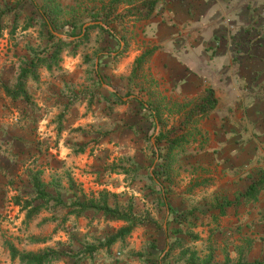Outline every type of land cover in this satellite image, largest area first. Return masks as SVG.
Returning a JSON list of instances; mask_svg holds the SVG:
<instances>
[{"label": "rangeland", "instance_id": "1", "mask_svg": "<svg viewBox=\"0 0 264 264\" xmlns=\"http://www.w3.org/2000/svg\"><path fill=\"white\" fill-rule=\"evenodd\" d=\"M34 1L0 0V264H202L188 125L153 101L124 5ZM29 66L26 96H8ZM104 202L124 218L87 207Z\"/></svg>", "mask_w": 264, "mask_h": 264}, {"label": "crops", "instance_id": "2", "mask_svg": "<svg viewBox=\"0 0 264 264\" xmlns=\"http://www.w3.org/2000/svg\"><path fill=\"white\" fill-rule=\"evenodd\" d=\"M105 1L141 39L159 110L188 125L205 186L193 243L218 264H264V0ZM209 92L214 105L197 111Z\"/></svg>", "mask_w": 264, "mask_h": 264}, {"label": "trees", "instance_id": "3", "mask_svg": "<svg viewBox=\"0 0 264 264\" xmlns=\"http://www.w3.org/2000/svg\"><path fill=\"white\" fill-rule=\"evenodd\" d=\"M31 2L33 3L34 6H36L34 0H31ZM143 5L144 6L146 5V10L144 12H142L143 10L142 11H137V13H136V10H135L134 12L137 15L140 12L139 15L141 17H146L150 13V11L152 10L153 2H146ZM93 23H94L93 26L99 27L101 30L105 31L108 35H110L113 38H115L118 41V43H121L120 39L117 38V36L114 34V32L111 29V27L108 26L105 22L98 20V21H94ZM34 66H35V63H32V68ZM32 68H31V66H29L28 68H25V69L22 70V72L20 73V76L18 77L16 88L14 90H10L7 87H4V91H5V93L8 96L13 97V98H15L17 95L26 96V92H25V89H24V78H25L26 74H28L29 72H33L31 70ZM115 100L118 101L119 103H123L124 102V97H121L118 94H115ZM138 101H139L141 107L150 114V117L154 120L155 124H158V117L155 114V111L151 107V105L148 104L147 102H144L143 100H140V99H138ZM213 105H214V101L212 99V93L209 92L206 100L204 102L200 103V105L197 106L196 110L202 112L203 110H206L207 108L208 109L211 108ZM34 186H35V188L37 190V197L38 198H44L46 196V193H45L44 190H42V188H40V182L38 180H35ZM87 207L98 209V210L102 211L103 214H105L107 216H110V217H112L114 219H123L124 218V216L122 214H120L116 209H113L110 206H108L105 202L102 205H100V206H97L95 204H90V206H87ZM36 209H37L36 207L29 208V210L27 211V216H30L33 212L36 211ZM128 231H129L128 227L122 228L117 235L113 236L110 239V242H112L116 237L122 236V235L128 233ZM9 250H10L11 258H14L15 255H16V250L13 248V246H10ZM165 255H166V253L164 254V256L162 258H164ZM202 264H218V263L212 262V259L210 257H208L205 260H203ZM221 264H227V263L224 262V263H221Z\"/></svg>", "mask_w": 264, "mask_h": 264}, {"label": "built area", "instance_id": "4", "mask_svg": "<svg viewBox=\"0 0 264 264\" xmlns=\"http://www.w3.org/2000/svg\"><path fill=\"white\" fill-rule=\"evenodd\" d=\"M229 19H227V21H228Z\"/></svg>", "mask_w": 264, "mask_h": 264}]
</instances>
